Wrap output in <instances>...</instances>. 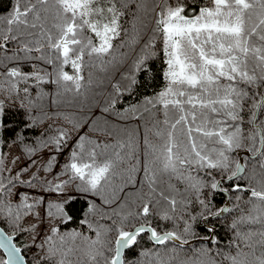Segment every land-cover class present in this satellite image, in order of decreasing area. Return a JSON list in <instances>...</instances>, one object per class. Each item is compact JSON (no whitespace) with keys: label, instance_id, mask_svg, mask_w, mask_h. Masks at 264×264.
<instances>
[{"label":"snow or ice","instance_id":"6c2138e0","mask_svg":"<svg viewBox=\"0 0 264 264\" xmlns=\"http://www.w3.org/2000/svg\"><path fill=\"white\" fill-rule=\"evenodd\" d=\"M109 68L123 71L91 131L148 114L142 143L74 135L67 116L35 134ZM261 117L264 0H13L0 15V264H264V179L246 174L251 159L264 169Z\"/></svg>","mask_w":264,"mask_h":264},{"label":"trees","instance_id":"16d2710c","mask_svg":"<svg viewBox=\"0 0 264 264\" xmlns=\"http://www.w3.org/2000/svg\"><path fill=\"white\" fill-rule=\"evenodd\" d=\"M13 0H0V15H7L8 12L11 11ZM145 7L147 9H151L153 7V0H143ZM206 0H185V3L188 5L189 9H191L193 6H195L198 10L199 6L204 5ZM131 10L133 12H136V8L134 5H130ZM159 9H157L158 11ZM140 15L143 16V13H140ZM152 16H154V13L149 11V14L144 17L146 22L151 21ZM125 19L130 20L131 16L126 15ZM151 27V25H149ZM148 35H151L150 31L148 32ZM160 45L157 43V48H159ZM154 71L157 73V79H156V89L159 90V86L163 85V80L161 78V74L163 71V58L162 56H159L155 59L153 63ZM27 70V69H25ZM66 71H69L71 74V68L70 66H67L65 68ZM92 71V79L94 81L93 86L87 91L86 96L87 99L80 97V98H73L71 95L65 96L61 99V103L57 106H53V110L57 111L62 114L61 117H55L54 119H63V116H67L69 119H72L74 122H79L81 125L86 126L87 131L82 132L80 135H83L85 133H88L93 138L97 137V139H105L109 143H115L117 139L126 141L129 138V135L131 134L133 138L138 142L142 143V138L146 133V129L151 127V117L148 114H145L142 119H136V118H130L126 122H120L115 117L108 118L109 119V126L111 125H117L113 129V135L111 137H100L99 133L92 132L90 125H92L93 121L97 122V127H104V121L107 118L106 115L102 112V109L104 107L103 100L104 97L107 95L108 92L111 91L110 83L111 80L112 83H115L117 80H119V73L123 71L122 68H109L107 73L100 72L96 69H91ZM46 91H54V88L52 89H46ZM145 94H151V91ZM35 95V92L33 93ZM46 106L49 104V99L46 98L43 102ZM119 107V106H118ZM47 110V108L45 109ZM51 115V113H49ZM264 119V117H261ZM48 119H43V123L46 122ZM67 121V120H66ZM41 123V124H43ZM40 124V125H41ZM52 124V123H48ZM47 124V125H48ZM39 125V126H40ZM57 126H64V125H57ZM67 126L70 127V125ZM82 126V127H83ZM35 134H39V127L36 129ZM94 138V139H95ZM7 151V149H5ZM111 151V150H110ZM255 166V179H264V169H261L258 166V158L251 159L248 162V172L246 174H251V170ZM240 183L242 185L247 184V181L241 180ZM253 184L255 186V181H253ZM235 195V194H234ZM243 197L246 199L248 196V193H243ZM215 203L217 207H222L224 203V197H217L215 200ZM244 205L241 204V207ZM237 213L233 212L231 215L226 213L223 217H221L220 224H219V232L218 236H220L221 240H226L228 238V228L226 225L231 222L232 216L236 215ZM170 228L171 225H168ZM197 231L204 235L202 229L197 228ZM24 237H19L18 240H25ZM146 247H151L150 244L145 245ZM201 243L199 241H195L193 244H191L189 247H186L183 249V252H191V249L199 248L201 247ZM211 247V245H209ZM136 255V250L133 249L131 252L128 253L129 259H134ZM27 256H31V251L27 253Z\"/></svg>","mask_w":264,"mask_h":264},{"label":"rangeland","instance_id":"374dc122","mask_svg":"<svg viewBox=\"0 0 264 264\" xmlns=\"http://www.w3.org/2000/svg\"><path fill=\"white\" fill-rule=\"evenodd\" d=\"M48 123H52L54 125H64V126H67V121L66 120H61V119L51 120V119H48L46 122H44L43 124H41L39 126V131H41L43 129V127H45ZM86 131H87L86 126H83V127L80 128L79 133L78 134H74V135H80L82 132L84 133ZM95 139H97V137Z\"/></svg>","mask_w":264,"mask_h":264},{"label":"water","instance_id":"95a60500","mask_svg":"<svg viewBox=\"0 0 264 264\" xmlns=\"http://www.w3.org/2000/svg\"><path fill=\"white\" fill-rule=\"evenodd\" d=\"M225 214H226V213H225ZM195 241H197V240H192L191 243H190V245L193 244Z\"/></svg>","mask_w":264,"mask_h":264},{"label":"flooded vegetation","instance_id":"af4514ba","mask_svg":"<svg viewBox=\"0 0 264 264\" xmlns=\"http://www.w3.org/2000/svg\"><path fill=\"white\" fill-rule=\"evenodd\" d=\"M24 238H26V237H24ZM31 251V250H30Z\"/></svg>","mask_w":264,"mask_h":264}]
</instances>
